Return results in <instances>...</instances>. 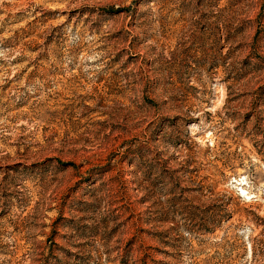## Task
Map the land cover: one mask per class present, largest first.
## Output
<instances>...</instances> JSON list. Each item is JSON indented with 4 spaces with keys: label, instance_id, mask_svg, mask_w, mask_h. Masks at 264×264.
Wrapping results in <instances>:
<instances>
[{
    "label": "rangeland",
    "instance_id": "1",
    "mask_svg": "<svg viewBox=\"0 0 264 264\" xmlns=\"http://www.w3.org/2000/svg\"><path fill=\"white\" fill-rule=\"evenodd\" d=\"M0 264H264V0H0Z\"/></svg>",
    "mask_w": 264,
    "mask_h": 264
}]
</instances>
